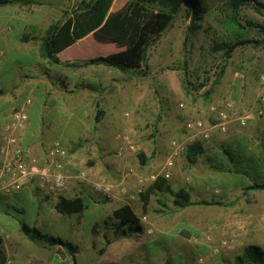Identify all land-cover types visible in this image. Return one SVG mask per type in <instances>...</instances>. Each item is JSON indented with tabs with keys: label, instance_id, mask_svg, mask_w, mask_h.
I'll return each mask as SVG.
<instances>
[{
	"label": "rangeland",
	"instance_id": "1",
	"mask_svg": "<svg viewBox=\"0 0 264 264\" xmlns=\"http://www.w3.org/2000/svg\"><path fill=\"white\" fill-rule=\"evenodd\" d=\"M29 1L31 3L15 2L8 8L11 7L12 13L31 16L34 25L27 29L33 35L34 44L39 41L41 46L50 25L72 17L83 1L93 0ZM204 1L206 12L193 16L183 9L159 40L150 46L145 64L147 76L121 73L123 80H132L138 91L145 90L150 96L147 102L143 99L118 102L121 114L130 112L129 125L99 134L100 140L90 129L104 119L102 113L105 111L91 110L85 117L90 126L67 132L71 137L70 145L65 146L61 138L54 140L65 144L69 154L85 146L89 147V152H94L100 143H108L109 147L114 143L115 148L109 155L117 157L114 136L117 132L125 133L136 146L135 151L125 157L132 160L131 164L116 176L98 181L111 183L125 178L136 200L132 203L123 199L114 201L121 203L120 207L129 206L139 221L120 225L114 215L116 221L110 218L108 224H98L92 229L93 237L88 219L83 227L86 238L80 246L67 238V234L73 236L71 224L57 222L60 234L52 236L64 243L50 245L33 240L25 232L27 226L31 231L37 229L49 234L48 230L41 229L38 220V207L49 197L42 193L43 199L36 190L31 194L21 191L3 195L0 196V210H7L9 218L7 221L0 219V248L5 255L0 264H39L31 256H44L48 246L56 248L62 256L79 249L81 256L112 255L111 249L108 251L109 244L116 241L117 232L121 235L125 230L135 233L137 244L131 255L134 257L127 264H254L249 260L238 262V259L245 256L248 246L264 251V189L253 187L256 181L264 182V6L258 10L253 3L242 5L235 21L228 0ZM258 1L264 5V0ZM162 10L153 1L115 0L102 26L90 37L71 45L68 54L73 62L83 63L126 51L137 39L141 20ZM40 60L51 75L57 71L71 73L68 76L72 78L73 87L79 90L80 68L69 71L57 68L41 55V50ZM63 74L60 77L65 76ZM78 90L69 104L81 101ZM111 103L107 101L105 107L111 108ZM222 111L230 117L226 132L212 128ZM246 114L250 119L243 125L238 119ZM190 119H201L206 131H189L187 122ZM61 133L58 134L63 135ZM174 138L185 140L188 147L173 168L165 169L170 142ZM196 143L202 145L203 151L192 162L187 156L188 148ZM140 154L146 158L144 165ZM29 155L40 164L44 163L45 157ZM130 168L138 176L131 173ZM65 173L68 174L66 168ZM73 173L89 175L81 168ZM140 178L143 182H139ZM160 178L166 179L173 191H186L192 204L177 206L169 191L154 190L145 212L143 194ZM73 182L78 185L83 181ZM89 184L94 191L93 184ZM76 192L80 193L61 194L54 207L65 213L67 202L77 198ZM17 215L21 216L19 224L14 220Z\"/></svg>",
	"mask_w": 264,
	"mask_h": 264
},
{
	"label": "crops",
	"instance_id": "2",
	"mask_svg": "<svg viewBox=\"0 0 264 264\" xmlns=\"http://www.w3.org/2000/svg\"><path fill=\"white\" fill-rule=\"evenodd\" d=\"M122 1L126 2V0ZM8 7L0 8V141L5 124L12 113L20 107L28 109L30 118L23 136V146L31 156L40 158L46 156L55 138L63 139L65 146L70 145L71 137L67 132H73L74 129L83 130L84 126H90L85 121V117L91 114V110L93 112L101 109L105 111L102 113V115L105 114L104 119L96 122L90 129L100 140L99 134L109 133L114 127H125L130 124V117L119 112L118 102L123 99L130 101L143 99L147 102L150 98L147 91H138L135 82L132 80L126 82L121 78V73L124 71L104 64L80 67L82 72L79 90L73 87L72 78L68 76L71 73L64 72L63 74L62 71H57L51 75L52 72L47 71L46 66L42 65L40 60V42L34 44L33 35L28 32L27 28L34 25L31 16L12 13L11 7ZM91 34L85 38L90 37ZM73 46H69L58 54L62 61L73 62L71 55L68 54ZM55 66L68 71L72 70ZM61 74L65 76L60 77ZM77 90L82 96L81 101L73 105L69 104L68 101L77 94ZM107 101L112 102L111 108L105 107ZM75 120L76 123H74ZM59 132L63 135L58 134ZM114 148V143L111 147L108 143H100L94 152H89V147L85 146L81 151L69 154L66 160V170L70 179L62 195L71 196L74 191H80L81 194L76 192L77 198L83 199L84 210L71 213L67 209L65 213H61L54 207L56 199L49 197L38 207V220L42 230H48L49 234L56 236L60 234L57 222L71 224L69 227H73V236L67 234V238L80 246L82 239L86 238L83 227L88 219L91 220L90 228L93 237L95 232L94 230L92 232V229L96 225L108 224L110 218L116 221L113 218L114 212L121 206V203L114 200H101L89 182L83 181L78 185H74L73 182L79 180L78 174L73 173L77 168L86 170L92 180L102 181L113 175L116 176L121 169L130 165L132 160L129 158L119 159L115 155H109ZM32 190L42 194L35 182L13 194L21 191L31 194ZM3 195L10 194L0 193V196ZM41 197L44 199L45 196L42 194ZM0 216V219L4 218L3 220L7 221L9 213L1 209ZM14 220L19 224L21 216L17 215ZM134 234L127 230L121 235L117 232L116 241L109 244L108 251L111 249L112 255L108 256H81L80 249L75 252L70 250L71 253L62 256L57 253L56 248L48 246L44 256L31 257L39 264H127L134 257L131 255L137 246Z\"/></svg>",
	"mask_w": 264,
	"mask_h": 264
},
{
	"label": "trees",
	"instance_id": "3",
	"mask_svg": "<svg viewBox=\"0 0 264 264\" xmlns=\"http://www.w3.org/2000/svg\"><path fill=\"white\" fill-rule=\"evenodd\" d=\"M18 1L31 3L29 0H0V7L8 6ZM114 1L115 0L83 1L78 10L73 13L72 17L50 25L42 37V43L40 46L41 55L51 64L64 68L77 69L82 65L104 64L119 68L124 72H131L137 77H145L148 74L147 67L145 66L147 62V52L150 46L157 42L163 32L169 28L174 17L183 9H186L187 12L193 16L204 13L207 9L204 0H136L138 2H157L164 10L158 11L150 16L148 15L146 19L144 18L141 20L142 25L139 29L137 39L128 50L108 56L92 58L83 63L62 61L58 54L67 47L73 45L76 41L85 38L99 29L104 23ZM248 3H253L258 10L264 6L258 0H228V7L232 11L235 21L238 20L237 15L239 14L240 7ZM231 51L232 49H230L228 56H230ZM202 151V145L196 143L188 148L187 156L192 162H195L196 156ZM225 151L230 155L228 149H225ZM140 160L143 165L146 164V158L143 154H140ZM253 187L256 189H264V182L256 181ZM154 190L169 191L175 197L174 201L177 206L185 207L192 204L190 195L186 191H173L171 186L167 183V180L160 178L143 194L145 212L147 211V206L149 204L150 194ZM67 206L68 211L73 213L84 210L85 204L82 198H73L67 202ZM114 215L116 219L120 220V225L139 221L129 206L120 207L115 211ZM136 229L140 230L139 227H136ZM32 231L25 226L26 234L31 236L35 241H44L50 245L64 243L61 239L49 234H43L37 229H33ZM68 246L71 248L70 245ZM244 255L245 256H241L238 259V262L249 260L254 264H264V251L258 247L248 246L245 249ZM4 258L5 255L0 248V263Z\"/></svg>",
	"mask_w": 264,
	"mask_h": 264
},
{
	"label": "built area",
	"instance_id": "4",
	"mask_svg": "<svg viewBox=\"0 0 264 264\" xmlns=\"http://www.w3.org/2000/svg\"><path fill=\"white\" fill-rule=\"evenodd\" d=\"M124 115L128 117L130 112H125ZM29 119L28 109L20 107L12 113L4 126L0 145V193L13 194L24 186L35 182L44 195L57 200L67 188L70 179L69 175L65 173L69 151L61 141L56 140L48 150L43 164L31 159L22 143ZM218 119L219 121L212 128L226 132L230 124L229 115L222 111L219 113ZM249 119L250 115L246 114L238 120L245 125ZM187 128L189 131L205 132L206 124L201 119H190L187 122ZM114 139L117 144L116 155L118 158L124 159L128 153L135 151V143L125 133L117 132ZM187 147L188 144L185 140L172 139L164 168H173L177 158L185 152ZM130 171L135 174L134 169L130 168ZM135 175L138 176V173L136 172ZM77 178L92 183L97 196L103 199H123L127 203L136 200V195L125 184V178L111 183L93 181L85 173L78 174ZM143 180L140 178L139 182H143Z\"/></svg>",
	"mask_w": 264,
	"mask_h": 264
}]
</instances>
